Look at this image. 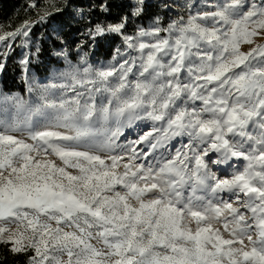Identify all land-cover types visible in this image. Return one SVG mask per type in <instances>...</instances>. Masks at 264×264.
Segmentation results:
<instances>
[{
	"label": "snow or ice",
	"instance_id": "1",
	"mask_svg": "<svg viewBox=\"0 0 264 264\" xmlns=\"http://www.w3.org/2000/svg\"><path fill=\"white\" fill-rule=\"evenodd\" d=\"M115 6L117 19L84 33L93 45L119 39L112 62L90 64L81 41L79 62L34 104H0V243L31 252L29 264H264V0L133 32L145 0ZM32 23L0 42L27 38ZM53 55L69 60L63 47ZM137 120L151 129L119 143Z\"/></svg>",
	"mask_w": 264,
	"mask_h": 264
},
{
	"label": "rangeland",
	"instance_id": "2",
	"mask_svg": "<svg viewBox=\"0 0 264 264\" xmlns=\"http://www.w3.org/2000/svg\"><path fill=\"white\" fill-rule=\"evenodd\" d=\"M58 1L62 0H48L50 5H55ZM223 2L224 0H145L146 9L144 15L138 19H135L134 24L130 22L128 31L133 32L134 25L147 26L151 24L155 17H159V23L166 27L173 21H179L181 18L187 20L190 14H195L198 11L206 10L209 7H213ZM249 2H251V0H249ZM256 3H259V0H256ZM81 10V8L76 6L71 8V12L68 15V18L70 19L69 26L66 24L52 22V25L48 28H42L43 33L36 35L30 34L32 30L31 29L27 38L21 36L17 37L15 40L0 42V63L5 64L4 70L0 72V104L6 103V106L9 110H14L13 104L16 98L23 99L29 104H34L39 99L40 93H42L45 88L54 82L52 79L53 73L57 71H64L69 61L73 64H77L79 62V57L77 55V45L81 43V41H84L85 46L80 50V54L87 53V59L90 64L99 66L102 63L106 64L112 62V55L108 59L102 57L101 54L97 52V49L100 48L99 44L93 45L92 42L88 40L86 35H84L83 31L79 33L72 32L73 24L77 20L82 19L79 15ZM83 14L85 15L84 11ZM43 21L45 23L47 19ZM3 33L5 32L0 31V34ZM66 33L69 34L68 37H65L67 35ZM49 35L59 40V46L51 49L49 51L50 53L43 51L40 48L41 40L47 39ZM254 39H256V43H264V40L262 39ZM119 43V39L117 38L111 42L102 41L100 44H104L106 47H108L110 44H113L114 52ZM61 47L68 50L69 60H58L53 55V51L58 50ZM249 47L250 46L247 44H242L241 50L247 51ZM37 49H39V52H37ZM104 53H107V51L105 50ZM27 58L31 59V63L28 65L27 70H25L21 65V61ZM18 67L21 68L22 75L19 74L16 76V79H18V81L15 83L17 84V87H14V85L11 84L9 80H7L5 84L14 87L12 90H7L4 88L2 79L4 77H7V79H13L12 74L14 73L16 75L18 73ZM6 70H9L7 74L5 72ZM21 79L24 81L23 88L18 87ZM14 82L15 81H12V83ZM5 97H7L6 102L4 100ZM33 119H35V117H33ZM113 126L115 127V125ZM150 129V121H133L132 123L126 124L123 128H121L120 131L122 134L120 137H118V142L125 144L128 141L138 138L139 134L149 131ZM186 142L187 137L176 138L175 140L170 141L168 145L160 150V152L167 155L173 151V144L179 147L181 143ZM159 154L160 153L157 154L158 157ZM49 159H52V157H49ZM244 164L245 161L243 160L235 162V166L239 167L241 170L243 169ZM233 170V168L225 166L224 175H230ZM217 174L221 175L219 172H217ZM53 226H55L54 222ZM14 228L15 225H11L9 230L11 231Z\"/></svg>",
	"mask_w": 264,
	"mask_h": 264
},
{
	"label": "trees",
	"instance_id": "3",
	"mask_svg": "<svg viewBox=\"0 0 264 264\" xmlns=\"http://www.w3.org/2000/svg\"><path fill=\"white\" fill-rule=\"evenodd\" d=\"M94 2L95 0H62L58 1L55 5H50L48 0H0V31L8 32L15 30L17 27H20L24 21L33 22L30 34L35 35L43 33L42 30L51 26L52 22L69 26L70 19L68 18V15L71 12V8L76 6L81 8L85 12V15L82 19L77 20L73 24L72 32L79 33L83 31L85 33L86 25L89 22L94 23L97 19L103 20L105 18L108 20L117 19L119 14H121V7L115 5L120 4L126 6L128 3L127 0H111L114 6L111 9V13L108 14L101 13L98 8H90V5ZM32 4H35L36 7H31L30 5ZM56 9H59V11ZM45 11L50 12L51 15L44 23V21L39 20V17L42 16ZM124 11H127L126 7H124ZM68 36L69 34L65 37ZM58 46L59 40L51 35H49L47 39H42L40 42L41 50L47 51L48 53H50L49 51L51 49ZM99 46L100 48L97 49V52L106 59L110 58L113 53V44L106 47V45L99 43ZM105 50L107 53H104ZM5 72L7 74L9 70H6ZM19 74L22 75L20 67H18V73L16 75L14 73L12 74L13 79H7V77H4L2 79L4 88L12 90L14 87H17V84H15L18 81L16 76ZM7 80H9L14 87L6 85L5 82H7ZM12 81L15 82L12 83ZM23 83L24 81L21 79L18 87L23 88ZM8 249L9 245L0 243V264H29V256L32 255L31 252L13 254Z\"/></svg>",
	"mask_w": 264,
	"mask_h": 264
}]
</instances>
